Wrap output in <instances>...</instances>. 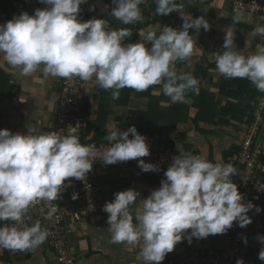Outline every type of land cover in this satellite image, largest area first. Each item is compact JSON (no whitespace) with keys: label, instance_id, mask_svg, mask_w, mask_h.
Masks as SVG:
<instances>
[{"label":"clouds","instance_id":"9594fccd","mask_svg":"<svg viewBox=\"0 0 264 264\" xmlns=\"http://www.w3.org/2000/svg\"><path fill=\"white\" fill-rule=\"evenodd\" d=\"M39 2L48 7L36 9L33 15L23 12L0 25V53L21 75L30 76L43 65L45 78L78 77L111 90L114 100L119 99L121 89L142 92L154 85H162L173 104L189 102V91L199 93V81L190 73H178L176 62L193 55L189 29L208 31L210 25L203 17H185L183 5L176 0H156V13L166 16L179 11L185 21L182 30L165 26L158 36L151 29L142 33L150 48L140 41L124 44L131 30L113 29L106 19L81 22L78 16L85 0ZM145 2L112 0L115 7L111 15L123 25L142 23L140 6ZM240 18L237 13L234 20L238 22ZM251 35L264 37V25H257ZM222 47L226 51L215 54L217 71L229 79H247L264 93V46L257 45L254 54L243 55L236 50L229 28ZM106 127L110 129L106 139L111 146L103 152L94 144H82L76 126H69L66 135L57 131L22 135L0 130V221L13 222L0 226V248L17 252L42 245L49 233L39 220L32 226L26 224L30 208L41 201H54L67 186L66 180H83L97 157L105 165L137 160L143 172L158 171V166L138 159L148 157L150 148L135 126L127 131L118 130L117 124ZM235 174L230 163H213L199 155L180 152L164 173L166 179L147 199L139 200L140 193L128 189L115 193L114 200L104 205L111 242L138 246V260L161 264L189 230L191 240L226 234L234 222L246 227L252 222L247 213L254 207L257 212L261 209L251 202L243 203L237 187L240 175L236 183L230 179ZM77 198L73 194L72 199ZM137 200L140 206L134 217L131 206ZM54 211L52 208L48 215ZM258 239L264 243V236ZM258 258L264 261V249ZM237 264L244 262L240 259Z\"/></svg>","mask_w":264,"mask_h":264},{"label":"crops","instance_id":"0c3cea01","mask_svg":"<svg viewBox=\"0 0 264 264\" xmlns=\"http://www.w3.org/2000/svg\"><path fill=\"white\" fill-rule=\"evenodd\" d=\"M21 1L24 4L23 11L20 13L14 11L8 17L0 16V25L5 24L12 20L14 16H19L23 12L33 15L36 9L48 7L40 3L39 0ZM2 2L3 0H0V4ZM229 4L228 0H198V2H195L191 6L196 9V15H200L208 22L210 28L208 31L201 28L199 32L196 31L195 34H190L194 43V51L187 66L186 73L193 75L194 70L197 67L200 68V63L215 66V54H222L226 51L222 46L224 44L226 30L229 28L233 33L236 50L242 52L243 55L254 54L257 51V45L264 46V37L251 35L257 25H264L262 19L259 16L232 11ZM83 5H86V7L80 11L78 16L81 22H86L91 19H106L113 29L125 28L120 21L111 15L112 10L104 5L102 0H85ZM237 13L241 14L238 22L234 20ZM183 14L185 17L191 16L194 18L191 13L183 12ZM183 20L181 13H177L167 22L155 28H144L142 26L143 22H137L139 24L138 28L132 32L133 34L130 39L127 40L128 37H126L123 43L130 44L140 41L147 46L150 42L144 40L142 33H147L151 29L158 36L165 26L179 30L178 26ZM42 68L43 65H41L40 70L32 75L23 76L20 74V70L12 68L4 60L3 54L0 53V89H5L4 94H0V130H9L13 134L20 133L22 135H27L28 133L37 135L52 132L62 78H53L51 76L45 78ZM207 69V76L208 78H212L213 81H211L212 83L205 81L204 86L212 91L213 87L211 86L219 84L220 81L218 79L223 75L217 71L216 66L214 69L210 67ZM96 90V85L88 82L85 95L89 97L93 114L94 108H97V101L93 98L98 93ZM160 93L166 97L163 90ZM162 103L168 106L174 105L171 104V100H165V98L162 99ZM136 104L132 101L130 109L146 110L147 108L146 105L142 107L140 104L135 106ZM176 104H179V102ZM188 114L190 117L195 115L193 111ZM121 119H123L122 116L116 111L113 117H111L110 124H117L118 130L122 131L123 128L118 126ZM213 130V133L211 132V134L203 137L195 131L193 126L189 125L185 144L194 147L198 151L197 155L206 158L210 162L226 164L235 155H230V153L234 152L233 150H239L246 132L241 124L217 127L213 128ZM259 138L264 152V128ZM177 146L179 147V145ZM226 153H229L227 158L225 157ZM113 169H117L119 173L130 171L135 174L133 177H115L113 175ZM113 169L101 170L99 168L97 172L100 177L98 184L101 188V199L104 205L107 202H112L114 197L109 186L107 184L102 185V181L100 182L101 178L113 182H118L120 179L125 180L121 181L122 184L131 186L129 189L140 193L139 200L147 199L153 190L161 186V181L166 179L164 173L153 175L151 172L134 169ZM115 188L116 191L114 192L117 193L118 187L116 186ZM139 200L131 206L134 217L135 209L140 206ZM261 202L264 205V193L261 196ZM107 219V213L104 216L89 218L85 222H75L70 216L65 217L64 223L67 241L74 258V264H144L142 260L137 259L140 251L138 246L131 248L126 244L111 242ZM237 226L238 222H234L233 227L226 234L209 235L204 239L193 237L189 240V230L182 241L175 246L174 250L166 255L161 264L169 257L188 250L204 253L211 248L218 250L225 249L230 245L231 231L235 228L237 229ZM254 247L255 240L251 239L249 245L244 247L243 251L237 255L235 264L240 259L243 260L244 264H264V261H256L250 257V249ZM263 247L264 245H260V248ZM0 264L58 263L55 261L52 253L48 251L44 242L35 250L11 252L7 249L0 248Z\"/></svg>","mask_w":264,"mask_h":264},{"label":"trees","instance_id":"16d2710c","mask_svg":"<svg viewBox=\"0 0 264 264\" xmlns=\"http://www.w3.org/2000/svg\"><path fill=\"white\" fill-rule=\"evenodd\" d=\"M104 5L108 6L112 10L115 5L112 0H102ZM264 2V0H259ZM198 2V0H193V2L188 3L183 6L182 11L186 13H191L193 19L200 18V15H196V9L191 6ZM178 4V3H177ZM180 5V4H178ZM86 5H80V11L85 8ZM156 2L148 1L145 5L141 6L143 13V22L149 24L151 28H155L160 24L167 22L170 18L174 17L179 11L170 13L166 16H160L156 13ZM24 8L23 1L21 0H3L0 4V16L8 17L15 12H22ZM230 9L231 5H230ZM248 14V13H247ZM195 15V16H194ZM250 15V14H249ZM255 16V15H252ZM2 17V18H3ZM184 20L178 26L179 30H182V25ZM139 24H129L124 25L125 28L130 29L131 33L138 28ZM190 34H195V29H189ZM133 34V33H132ZM131 36L127 38L130 39ZM146 47H151L148 44ZM190 59L185 61L176 62V70L178 73H186L187 66ZM214 69L212 65H207L200 63V68L194 70L193 76L199 81V93L195 94L192 91L187 93L186 99L189 101L187 103L174 104L173 106L164 105L162 99L170 100L168 96L164 97L160 91L162 85H154L145 91L137 92L130 88H124L120 90L119 99L114 100L112 98L111 90H104L96 85L97 94L94 95V99L97 101L96 109L94 108V114L92 113L91 104L88 96H85L81 102V108L78 114L84 119L85 125L83 127V135L81 143L84 145H96L99 146L103 143H108L106 139L109 134V130L106 126L110 125L111 117L118 111L119 115L125 119L126 130L128 128L135 126L139 134H145L152 136L157 142L163 144L167 148L179 150V152L192 153L197 155L198 151L194 147H190L185 144L186 136L188 133L189 125L193 126L195 131L206 137L207 135L213 133V128L217 127H227L233 124H241L245 132L252 125L255 110L264 96V93L257 91L255 86L251 84L247 79H229L221 76L218 81L219 84H215L213 90L210 91L206 86H204L205 81L212 83V78H208L207 73L209 67ZM2 82V81H1ZM160 89V91H158ZM5 89H0V94H4ZM132 101L135 102V106L140 104V106L146 105V110L143 109H130ZM146 102V103H145ZM171 104H173L171 102ZM193 111L195 114L190 117L188 113ZM131 138V135H130ZM179 145V147L177 146ZM262 149V146H261ZM232 154H238L239 150H233ZM229 153H226L227 158ZM234 155V156H235ZM233 156V157H234ZM232 157V158H233ZM231 158V159H232ZM264 152L261 150V155L258 156V162L264 164ZM230 162L227 161L226 164ZM236 169V174L231 176V180L236 183L239 179V174L241 168L234 166ZM128 169V168H127ZM142 171L141 169H134ZM153 175L165 172H152ZM102 185L107 184L111 190L112 196L116 191L115 187H118V192L128 190L131 186L122 184L123 179L118 180V182L107 181L105 178H101ZM120 188V189H119ZM66 189L60 193L57 197L66 194ZM58 200V199H56ZM8 224V221H0V226ZM236 231V228L231 231V235ZM264 236V222L263 227L260 230L259 235H256L255 247L250 249V257L256 261L259 252L264 249L260 248L261 243L258 237ZM3 249V248H2ZM164 264V263H163Z\"/></svg>","mask_w":264,"mask_h":264},{"label":"built area","instance_id":"2783aa9c","mask_svg":"<svg viewBox=\"0 0 264 264\" xmlns=\"http://www.w3.org/2000/svg\"><path fill=\"white\" fill-rule=\"evenodd\" d=\"M156 2V0H146ZM192 0H176L180 5H187ZM232 11L248 13L250 15L260 16L264 21V2L259 0H228ZM143 4V5H145ZM141 5V6H143ZM140 6V7H141ZM88 82L82 81L78 77L71 79H62L61 91L57 102V112L54 118L53 131L66 135L69 126H76V135L81 142L83 135L84 119L78 114L81 108V102L84 99L86 85ZM264 128V96L261 98L256 110L252 125L247 129V133L240 144V151L229 162L236 167L241 168L240 179L237 183L238 191L243 196V203L251 202L261 209L256 211L254 207L247 213L251 223L246 227H240L230 238V245L225 249L211 248L204 253L188 250L167 259L164 264H234L237 255L243 251L250 240L260 233L264 221V205L261 202V196L264 193V164L258 162V156L261 155L260 134ZM146 137V143L150 148V155L142 157L145 163H151L158 166V172H166L173 162V158L180 154L179 150L165 147L157 142L152 136L141 134ZM110 143H103L96 146L100 152L110 147ZM93 169L83 180L70 178L65 181L66 194L57 197L51 202L41 201L36 206L30 208L26 220L28 226H32L37 220L41 227L47 229L48 237L45 245L54 256L58 264H74V258L70 246L68 245L64 219L70 216L75 222H85L89 218L104 216L106 213L102 210V192L99 187L98 169L128 168L141 169L138 167L137 160L127 162H118L112 165H105L102 161L93 162ZM151 172V171H149ZM73 194L78 198L73 200ZM55 208L49 216V212ZM13 222L8 221V224ZM246 239V243H245Z\"/></svg>","mask_w":264,"mask_h":264},{"label":"rangeland","instance_id":"374dc122","mask_svg":"<svg viewBox=\"0 0 264 264\" xmlns=\"http://www.w3.org/2000/svg\"><path fill=\"white\" fill-rule=\"evenodd\" d=\"M142 26L145 28V27H149V28H151L150 26H149V24H147L146 22H143L142 23ZM86 91V90H85ZM119 127H122L123 129H125L126 130V125H125V119H121V121H119V125H118ZM130 138V137H129ZM115 173V174H114ZM119 174V175H118ZM134 172H130V171H124V172H122V173H119V171H117V169H113V175L115 176V177H133L134 176Z\"/></svg>","mask_w":264,"mask_h":264}]
</instances>
